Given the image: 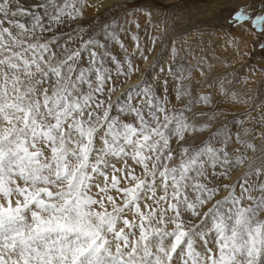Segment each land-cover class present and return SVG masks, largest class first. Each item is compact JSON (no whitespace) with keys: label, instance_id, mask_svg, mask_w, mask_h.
<instances>
[{"label":"snow or ice","instance_id":"snow-or-ice-1","mask_svg":"<svg viewBox=\"0 0 264 264\" xmlns=\"http://www.w3.org/2000/svg\"><path fill=\"white\" fill-rule=\"evenodd\" d=\"M90 6L0 0V264H264L260 105L230 127L221 104L252 98L191 48L178 62L174 40L147 79L160 36L146 47L136 14L152 23L151 6L71 28ZM226 23L264 33V11L241 3Z\"/></svg>","mask_w":264,"mask_h":264},{"label":"rangeland","instance_id":"rangeland-1","mask_svg":"<svg viewBox=\"0 0 264 264\" xmlns=\"http://www.w3.org/2000/svg\"><path fill=\"white\" fill-rule=\"evenodd\" d=\"M248 2L252 4L254 15L264 11L260 7L264 0H124L105 5L88 12L89 14L85 9L84 18L70 27L75 28L79 24L81 27L96 28L113 17L122 20L125 11L134 6L150 5L152 23L148 22L143 13L136 14L141 25L139 34L146 47H152L148 36L159 35L160 39L151 52H146L148 61H138L141 73L151 80L168 66L173 56L171 51L173 40L179 50L176 56L178 62L181 58H185L184 63L195 62L188 54V49L191 48L197 57L203 56L209 63L216 65V72L230 74L228 80L232 83L226 85L228 88L242 96L252 98L247 105L230 104L227 101L221 104V107L228 111L227 119L231 127L234 114H243L246 109H251L252 115L256 116L257 105H260L259 110L264 111V47H261L264 43V33L257 32L250 24L247 26L249 31L244 32L226 23V18L232 14L238 4ZM153 25L165 28L166 34H161ZM130 27L132 31H136L134 25ZM67 30L69 29L65 28V31ZM233 37L239 41V51L228 43ZM121 38L125 39L131 49L133 44L130 36ZM114 53L121 55L118 46L114 48ZM149 64L152 65L151 68ZM145 69H148L146 73ZM141 73L133 76L128 83L140 79ZM202 91L207 92L211 89L204 88ZM215 99H221L218 93ZM204 135L206 136L207 133ZM239 174V172L233 173L232 181H235Z\"/></svg>","mask_w":264,"mask_h":264},{"label":"bare ground","instance_id":"bare-ground-1","mask_svg":"<svg viewBox=\"0 0 264 264\" xmlns=\"http://www.w3.org/2000/svg\"><path fill=\"white\" fill-rule=\"evenodd\" d=\"M122 1H124V0H94V1L93 0H88L89 4L91 6L86 8V13L95 11L97 9H100L103 6L108 5L110 3H113V2L119 3V2H122Z\"/></svg>","mask_w":264,"mask_h":264}]
</instances>
